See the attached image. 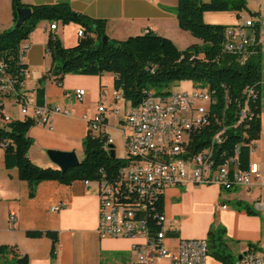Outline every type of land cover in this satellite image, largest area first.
I'll use <instances>...</instances> for the list:
<instances>
[{"label": "crops", "instance_id": "crops-1", "mask_svg": "<svg viewBox=\"0 0 264 264\" xmlns=\"http://www.w3.org/2000/svg\"><path fill=\"white\" fill-rule=\"evenodd\" d=\"M26 5L54 4L66 1L71 10L90 19L103 20L108 39L124 40L151 31L170 39L183 50L201 41L178 26L175 16L177 0H20ZM50 22L40 21L23 41L22 61L28 77L24 87L32 95L36 106L56 105L59 112L52 116L53 129L33 124L28 132L32 144L28 158L41 167L56 165L48 158V149L73 151L83 158L82 141L87 133V119L99 105L105 107L104 133L112 139L114 149L124 147L127 133L122 115L112 109H125L124 99L114 101L111 73L84 75L68 73L59 81L51 71L52 60L46 49L49 36L65 46L77 42L81 26L75 22L58 23L53 31ZM12 26V2L0 0V30ZM76 89H84L81 101L72 96ZM70 94V95H69ZM128 104V105H127ZM122 106V108H120ZM3 112L13 119H23L19 110L8 103ZM249 160L257 161L264 180V112L260 120V136L253 142ZM264 198V187L221 188L216 184H180L166 187L163 211L167 233L165 244L174 250L179 239H205L212 228H223L224 243L229 242L237 253L246 246L256 245L262 233L261 210L255 204ZM61 204L58 210L52 207ZM225 207H222V206ZM249 206L255 214L243 208ZM260 212V215L256 214ZM13 215L14 219L9 217ZM98 199L95 183L75 180L69 184L42 181L29 195V186L18 178L16 168L7 169L0 146V245L14 246L29 264H137L132 245L137 240L120 237H100L96 231ZM27 232H41L28 236ZM45 232L56 234V251L51 255L52 240ZM209 254V253H208ZM240 255V254H239ZM238 255V256H239ZM238 259V257H237ZM2 264H13L10 255L0 257ZM158 262L168 264L166 258ZM217 264H220L218 262Z\"/></svg>", "mask_w": 264, "mask_h": 264}, {"label": "trees", "instance_id": "trees-1", "mask_svg": "<svg viewBox=\"0 0 264 264\" xmlns=\"http://www.w3.org/2000/svg\"><path fill=\"white\" fill-rule=\"evenodd\" d=\"M11 2L12 26L0 30V65L4 74L17 82L21 81V69L25 65L19 63L20 47L38 22H75L84 32L77 38L75 45L65 47L54 36H49L46 43L52 60L51 71L57 76V81L68 73H111L114 75V90L119 91L131 106L140 103L148 89L159 94H169L166 88L174 82L188 80L195 87H207L214 91L216 99L211 111L222 123L218 126L212 120L195 135L192 151L197 152L206 147L211 137L224 128L221 142L213 147V159L221 164L227 158L236 156L237 169L247 170L249 143L260 136V120L264 107L262 50L260 45L251 48L241 63L240 53L226 51L229 44L228 26L203 20L206 12L241 11L246 7L245 0H177L175 16L179 28L201 41L200 44H192L183 50H179L170 39L151 31L124 40L108 39L103 43L101 38L106 35L105 21L90 19L73 12L66 1L41 5H26L20 0ZM19 8L30 9V15L16 26ZM253 34L259 38L257 24L253 26ZM246 88L253 90L249 99ZM241 108H248V114L238 123ZM33 124L30 117L0 123V146L3 149L4 166L7 169H17L18 178L29 186L30 196L33 195L36 184L42 181L69 184L75 180L94 181L102 177L111 179L125 162L123 158H111L103 149L105 137H99L87 130L82 141L83 158L77 165L65 171L57 167L38 166L28 158L32 140L27 132ZM243 208L248 214H255L249 206L244 205ZM41 234L27 232L28 236ZM44 234L51 238L50 253L55 255L56 234ZM223 236V228L209 230L206 237L208 253L211 251L214 258L223 264H234L231 256L222 248ZM7 255L12 257L13 264H29L28 258L20 256L16 247L0 245V257Z\"/></svg>", "mask_w": 264, "mask_h": 264}, {"label": "built area", "instance_id": "built-area-1", "mask_svg": "<svg viewBox=\"0 0 264 264\" xmlns=\"http://www.w3.org/2000/svg\"><path fill=\"white\" fill-rule=\"evenodd\" d=\"M253 26L251 19H245L232 28L228 27L229 46L226 51L240 53L241 63L251 48L260 45V38L253 34ZM55 28L56 21L50 22L48 29L53 31ZM83 33L80 28L77 37H81ZM24 50L25 47L21 44V64H24ZM21 77V81L17 82L4 74L0 65V123L14 120L3 112L8 103L18 108L23 119L30 117L35 124L52 130V116L59 112V108L56 105H34L32 95L24 87L28 77L25 66L21 69ZM245 91H248L249 99L253 90L246 88ZM84 94V89H76L72 96L81 101ZM113 99L118 101L123 98L115 90ZM215 102L214 91L207 87H193L189 91L173 90V96L148 89L147 97L137 105H129L122 110L112 109L115 114L121 113L127 129L124 134L125 162L111 179L102 177L84 182H93L97 187L98 235L102 238L137 240L132 245L137 264H157L163 258L168 260V264H206L208 246L205 239H179L173 251L167 249L166 217L162 205L166 187L186 183L216 184L225 189L254 184L264 187L257 161L249 160L247 170L241 171L237 169L236 156L219 164L212 157L213 147L206 146L197 152L192 151L195 135L212 120L218 126L222 123L211 111ZM105 113V107L99 105L95 114L87 119V124L90 132L105 137L102 147L107 152V144L112 143V139L103 131L106 124ZM247 114L248 108H241L238 123ZM223 132L224 128L219 129L211 139L219 140ZM253 142L249 143L250 154ZM61 206L58 204L52 209L58 210ZM255 207L261 210L262 215L260 241L240 254L241 258L234 264H264V198ZM9 219L13 220V215Z\"/></svg>", "mask_w": 264, "mask_h": 264}, {"label": "rangeland", "instance_id": "rangeland-1", "mask_svg": "<svg viewBox=\"0 0 264 264\" xmlns=\"http://www.w3.org/2000/svg\"><path fill=\"white\" fill-rule=\"evenodd\" d=\"M246 7L238 12L235 11H223V12H206L203 14V20L205 22H209L212 24L217 25H226L228 27L236 26L240 21H243L245 19H251L254 24L258 25L259 28V38H260V47L262 50V58L264 60V0H245ZM60 24L61 22L58 21ZM195 85L191 81H180V82H174L171 84L166 90L169 92L178 91H189L191 90ZM159 90V89H158ZM157 90V91H158ZM128 105V104H127ZM122 108V106H120ZM264 112V107H263ZM115 155L117 158H124L126 157V152L123 147V149H120L119 146L115 147ZM256 214L260 215L259 211H256ZM260 239L255 243L258 244ZM249 246H246L242 253L246 252ZM222 248L224 249L226 254H229L231 256L232 262H235L237 260V257L239 254L237 253L235 249L231 246V244L227 241L223 244ZM219 261L214 258L211 251L208 254L206 264H217ZM158 264H165L164 262H158ZM220 264H223V262L220 261Z\"/></svg>", "mask_w": 264, "mask_h": 264}, {"label": "water", "instance_id": "water-1", "mask_svg": "<svg viewBox=\"0 0 264 264\" xmlns=\"http://www.w3.org/2000/svg\"><path fill=\"white\" fill-rule=\"evenodd\" d=\"M29 15H30V9L28 8L17 9L16 26H18ZM101 40L103 43H106L108 41V37L106 35H103ZM107 147H108V150H107L108 155L111 158L116 157L113 144L108 143ZM46 154L48 158L51 160V162L54 163L56 167L62 171H65L69 167H73L79 163V160L73 151H59V150L48 149L46 151ZM240 258H241V255L238 256V259Z\"/></svg>", "mask_w": 264, "mask_h": 264}, {"label": "bare ground", "instance_id": "bare-ground-1", "mask_svg": "<svg viewBox=\"0 0 264 264\" xmlns=\"http://www.w3.org/2000/svg\"><path fill=\"white\" fill-rule=\"evenodd\" d=\"M228 46H229V44H228ZM228 46H227V48H228ZM166 96H173V92H169V94H166ZM145 97H147V95ZM221 140H222V138H219V140L211 139L210 143L207 146L208 147H214V145L220 143Z\"/></svg>", "mask_w": 264, "mask_h": 264}]
</instances>
